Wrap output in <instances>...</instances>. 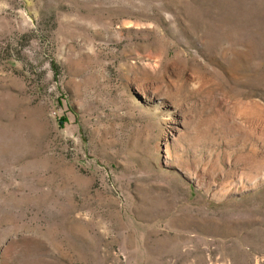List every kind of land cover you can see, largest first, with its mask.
<instances>
[{
	"label": "rangeland",
	"instance_id": "obj_1",
	"mask_svg": "<svg viewBox=\"0 0 264 264\" xmlns=\"http://www.w3.org/2000/svg\"><path fill=\"white\" fill-rule=\"evenodd\" d=\"M0 264H264V0H0Z\"/></svg>",
	"mask_w": 264,
	"mask_h": 264
}]
</instances>
